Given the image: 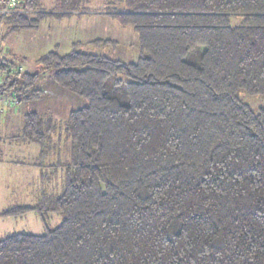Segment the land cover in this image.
Masks as SVG:
<instances>
[{
    "label": "trees",
    "instance_id": "obj_1",
    "mask_svg": "<svg viewBox=\"0 0 264 264\" xmlns=\"http://www.w3.org/2000/svg\"><path fill=\"white\" fill-rule=\"evenodd\" d=\"M1 1V48L100 1L137 33L139 57L124 63L77 41L32 74L0 56V96L13 91L14 105L41 98L34 85L47 73L88 101L63 123L28 112L8 138L36 143L42 180L63 181L59 195L0 212H34L45 227L0 237V264H264V107L238 96L264 95V0H56L51 11L18 0L10 14ZM4 140L0 129V160Z\"/></svg>",
    "mask_w": 264,
    "mask_h": 264
},
{
    "label": "rangeland",
    "instance_id": "obj_2",
    "mask_svg": "<svg viewBox=\"0 0 264 264\" xmlns=\"http://www.w3.org/2000/svg\"><path fill=\"white\" fill-rule=\"evenodd\" d=\"M42 5L43 9L51 11L56 8V0H43ZM106 8L107 5L105 3L93 1L87 5L88 12L86 13L64 18H48L41 23L38 30H24L8 35L2 41L3 50H6L4 57L9 63L16 65L17 69L37 74L41 71L38 61L41 56L53 50L58 51L60 54H67L72 51L73 44L80 41L84 43L80 49L86 53L104 55L124 63L136 62L139 57L137 33L131 26H122L116 20L107 16L105 14ZM97 39L112 40L117 45L109 44L97 47L93 44H88V42ZM34 89L42 91L43 95L35 101H25L24 109L43 117L51 116L58 122H65L71 110L81 109L84 104H88L86 99L77 96L75 97V104L69 101L74 98L72 97L73 94L57 85L48 73L40 75L34 85ZM13 95L12 91L2 96V99H13L17 102L16 97L12 98ZM68 96L70 99L67 100L65 97ZM238 96L254 112H258L264 107V95H249L245 91H240ZM14 101L13 103L16 104ZM1 103L4 102H0V121L7 126V115L13 112L15 115L11 121H13L12 124H17L18 129L21 127L20 130H16L18 132H15L20 134L24 123L22 106L16 107L17 105L14 104L7 106L10 104L9 102L7 104L4 103L5 106H3ZM54 109H57V111H54ZM19 118H21V121ZM7 132L8 130L6 131L5 129L2 135L4 138L6 135L10 136V131L6 134ZM8 144L9 142L4 140L1 145L5 159L25 163H33L37 159L35 150L39 149V146L36 143H26L27 149L22 144L12 145L11 147ZM64 156L63 154V159ZM55 162V158L51 156L47 159L46 164ZM28 172L27 174H0V183L3 184L0 186V212L17 205L35 204L44 190L49 194H61L63 181L61 173L53 182H50L47 180L43 181L42 177L40 180L38 174L33 175L30 173L31 171ZM5 184H11L12 189L7 190ZM61 221V214L52 213L49 216L48 227L55 229L60 225ZM44 228L40 217L34 212L21 217H0V237L21 231L41 234L45 231Z\"/></svg>",
    "mask_w": 264,
    "mask_h": 264
},
{
    "label": "crops",
    "instance_id": "obj_3",
    "mask_svg": "<svg viewBox=\"0 0 264 264\" xmlns=\"http://www.w3.org/2000/svg\"><path fill=\"white\" fill-rule=\"evenodd\" d=\"M4 49V47H3V45H2V48H1V54H0V56L1 57H4L5 56V53H6V50H3ZM64 91V90H63ZM66 93V92H65ZM62 94H64V93H62ZM72 97H74V98H72L71 100H69V101H71L72 103H76V96H72ZM65 98H67V100L68 99H70V97L68 96V97H65ZM24 102H22V103H20V104H18L16 107H21L22 106V108H23V117H24V115H25V113L27 114L28 113V111H26L25 109H24ZM71 108H73V107H71ZM57 109H58V107H57ZM57 109H54V111H57ZM72 111V110H71ZM32 112V111H31ZM19 113H21L20 111H19ZM14 113L12 112V114H8L7 115V126L6 125H4L3 124V122L2 121H0V129H1V133H2V135H3V133H4V131H5V129H6V131L8 130V132L10 131V136H5V138H6V140L9 142V146L11 147L12 145L14 146V145H23V147L24 148H26L27 149V145H26V143H21V142H19V141H11V140H8L7 138H9V137H12V136H14L15 134H17V133H15V132H18V131H16V130H20V128L18 129V127H17V124H12L13 123V121H11V119L12 118H14ZM20 119V121H21V118H19ZM16 128V129H15ZM11 130H12V132H11ZM8 132L6 133V134H8ZM12 134H14V135H12ZM6 148V147H5ZM34 149H36V148H34ZM35 152H36V156H37V159L36 160H34L33 161V163H25V162H21V161H14V160H7V159H5L4 158V156H3V158H2V160H0V174H9V173H23V174H27V173H29L28 171H31L30 173H32L33 175H39V178H40V180H41V175H42V169L41 168H39V167H36L34 164L37 162V160H38V157H39V152H40V150L39 149H37V150H35ZM31 167V168H30ZM29 169V170H28ZM1 185H3V184H1L0 183V186ZM5 187L7 188V190H11L12 189V186H11V184L9 185V184H5Z\"/></svg>",
    "mask_w": 264,
    "mask_h": 264
},
{
    "label": "built area",
    "instance_id": "obj_4",
    "mask_svg": "<svg viewBox=\"0 0 264 264\" xmlns=\"http://www.w3.org/2000/svg\"><path fill=\"white\" fill-rule=\"evenodd\" d=\"M1 3H6V5H7V8H5V10L4 11H2L4 14H10V13H12L13 11H15V9H16V6H17V4H18V0H2L1 1ZM0 48H1V43H0ZM1 50V49H0ZM4 75H6V73L3 71V70H1V68H0V82H1V79H2V77L4 76ZM13 98V97H12ZM13 99H2V96H0V102H4L5 104H7V102H9L10 104H8L7 106H11L12 104H14L13 103ZM14 102H16V101H14ZM4 103H1L3 106H5V104Z\"/></svg>",
    "mask_w": 264,
    "mask_h": 264
}]
</instances>
